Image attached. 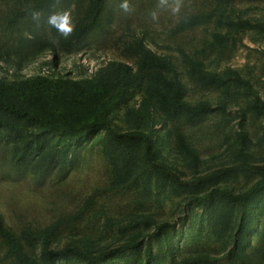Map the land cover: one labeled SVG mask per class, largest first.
<instances>
[{
  "label": "rangeland",
  "instance_id": "1",
  "mask_svg": "<svg viewBox=\"0 0 264 264\" xmlns=\"http://www.w3.org/2000/svg\"><path fill=\"white\" fill-rule=\"evenodd\" d=\"M89 1L51 0L61 31H72ZM36 2L0 0V76L92 77L113 60L136 68L144 47L169 59L173 68L167 73L182 83L186 101L209 102L214 110L197 119H170L146 95L145 84L134 87L112 111L111 125L127 130L140 119L154 134L158 148L151 147V159L145 148L140 150L128 179L123 154L109 143L106 129L81 142L66 162L56 154L46 171L49 154L63 145L58 135L44 133L35 125L24 132H0V214L22 237L29 253L42 261L38 236L57 219L62 221L51 245L72 244L90 252L147 239L159 224L171 220L177 222V229L184 223V235L176 240V262L165 259L149 264H178L185 256L200 254L223 255L216 264H238L240 257L246 264H264V195L243 212L232 205L235 218L229 228L228 218L220 214L222 201L207 206L190 202L214 187L236 192L248 189L258 179L256 172H217L242 163H264V115L252 110L255 93L264 100V30L235 31L218 22L220 17L241 16L264 23V0H107L103 25L78 51L47 49L18 70L14 57L8 59L4 54L12 50L17 38L30 37L32 32L51 35L48 10L42 3L36 8ZM210 11L215 15L208 22L186 30L178 28L188 17ZM13 16L16 20L10 24ZM215 32L228 36L225 44L214 40ZM187 58L202 61L206 70L223 77L222 82L202 85L195 81ZM233 71L251 82L254 94L234 81ZM178 131L196 151V159L179 147ZM117 181L122 184L116 186ZM87 201L89 206L82 210ZM241 218L249 221L244 229L247 237L233 250ZM27 229L36 238L28 237ZM164 248L163 239L154 238L151 258L132 249L102 264L144 263L158 259ZM9 263L0 245V264ZM57 264L85 262L59 258Z\"/></svg>",
  "mask_w": 264,
  "mask_h": 264
},
{
  "label": "trees",
  "instance_id": "2",
  "mask_svg": "<svg viewBox=\"0 0 264 264\" xmlns=\"http://www.w3.org/2000/svg\"><path fill=\"white\" fill-rule=\"evenodd\" d=\"M107 0H90L83 14L78 17L70 32H63L56 24V17L52 11L51 0H37L36 8L42 6L48 10L47 18L50 20L51 35L30 33V37L20 35L11 51H5L7 58L14 57L16 69L21 70L24 63L35 59L44 50L58 52L64 50L68 53L78 51L84 46L86 40L96 28L103 25V14ZM236 0H222L224 3H233ZM219 4V3H218ZM48 14L50 16H48ZM215 13L198 14L190 16L178 25L179 29H189L194 25L208 22ZM13 16L9 18L10 24L15 21ZM218 22L231 30L260 29L264 30V23L253 22L241 16L218 18ZM184 23V24H183ZM228 36L215 32L214 40L223 45ZM142 48V47H141ZM3 56L0 54V57ZM192 78L202 85H215L222 82L223 77L218 72L206 70L202 61L194 58H187ZM173 68L168 58L156 54L149 48H142L137 67L124 62L113 60L97 75L92 77L74 78L66 75L36 74L23 78L8 79L0 76V132L18 133L28 130L31 126H38L44 133L58 135L63 145L60 149H54L48 156L44 165V171L52 166L56 154L64 158H72L77 151L78 145L93 138L102 130H108V141L123 154L124 166L128 169L126 179L132 176L133 165L142 148L146 149V156L151 159L152 149L158 148L154 134L145 129L142 120H135L132 128L118 130L112 127L110 116L112 111L122 102L127 94L136 86L145 84L146 95L153 99L159 110L170 119H197L205 116L214 110L209 102L190 103L184 99L182 83L168 75ZM234 81L243 85L250 94H254L252 84L242 77L237 71H233ZM252 110L256 115H264V100L255 93ZM137 114V113H135ZM176 142L179 147L197 158L186 141L185 136L178 131ZM65 165V163H64ZM243 170L254 171L258 179L248 189L233 191L228 188L214 187L203 195L194 196L191 203L207 206L217 199L222 201L220 214L226 216L227 227L234 221V210L232 205L242 208L257 201L264 195V163L250 165L239 164L220 169L217 173L230 175ZM117 180L120 173L115 174ZM125 180V179H123ZM119 181L115 185H120ZM90 204L87 201L82 208L85 210ZM227 214V215H226ZM61 219L47 225L38 236L42 261L33 256L27 250L22 237L12 228L5 224L0 214V245L4 251V257L10 260L9 264H57L59 258H77L85 264H102L109 257L132 249L142 250L144 258H151L153 255L154 238H162L165 248L160 256L151 261L139 264H149L155 260L169 259L176 262V240L184 235L183 224L177 229V222L165 220L159 224L155 231L148 235L147 239L132 241L126 244L104 249L99 252H90L80 246L66 244L62 247H53L51 240ZM249 221L241 218L233 237V250H237L239 244L245 240L244 229ZM30 238H36L31 229L24 231ZM224 258L223 255L200 254L185 256L178 264H216ZM137 264V263H130ZM238 264H246L240 257Z\"/></svg>",
  "mask_w": 264,
  "mask_h": 264
},
{
  "label": "clouds",
  "instance_id": "3",
  "mask_svg": "<svg viewBox=\"0 0 264 264\" xmlns=\"http://www.w3.org/2000/svg\"><path fill=\"white\" fill-rule=\"evenodd\" d=\"M126 7V6H125Z\"/></svg>",
  "mask_w": 264,
  "mask_h": 264
}]
</instances>
